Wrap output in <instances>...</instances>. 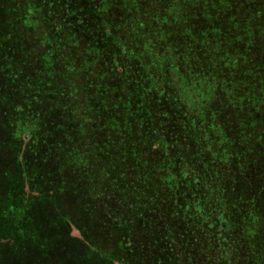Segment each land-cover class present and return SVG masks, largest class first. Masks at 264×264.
I'll list each match as a JSON object with an SVG mask.
<instances>
[{
  "label": "trees",
  "instance_id": "trees-1",
  "mask_svg": "<svg viewBox=\"0 0 264 264\" xmlns=\"http://www.w3.org/2000/svg\"><path fill=\"white\" fill-rule=\"evenodd\" d=\"M77 1L0 0V264H264L255 0Z\"/></svg>",
  "mask_w": 264,
  "mask_h": 264
},
{
  "label": "rangeland",
  "instance_id": "rangeland-1",
  "mask_svg": "<svg viewBox=\"0 0 264 264\" xmlns=\"http://www.w3.org/2000/svg\"><path fill=\"white\" fill-rule=\"evenodd\" d=\"M122 1L126 0H121ZM131 2H134L135 0H128ZM202 2H205L206 0H201ZM213 1L214 4L218 3L220 0H210ZM223 1V0H222ZM234 2V3H233ZM229 4L223 5L224 10H227L226 14V20L231 22L229 24V27H232V29L235 30L236 33L233 34L232 37H235L237 40H243L244 43H240V46L243 48V53H248L249 47H247L246 40H249L251 42V46L254 49L256 43H264V24H262L260 21L264 18V4L261 5V3L264 2V0H255L253 7L250 10L244 9L243 4H239V1H233ZM261 2V3H260ZM84 3L86 4L85 0H78L77 4ZM172 9H169V12L172 11L171 15L175 14V25L181 24L185 28H188V24L193 23L191 20H186V15H191L192 12L197 11L198 6L196 5V2L192 0H174ZM258 6V7H257ZM87 5L85 9L87 10ZM168 9V8H167ZM206 11L205 6H202L200 9V13H204ZM247 12V13H246ZM147 14L149 12H146ZM197 13V12H194ZM262 30L263 32H259L260 35L257 36L258 31ZM248 38H246V35H248ZM231 38H227L226 43L228 45H231L230 40ZM245 39V40H244ZM248 41V42H249ZM246 47V48H244ZM235 54V53H234ZM244 56V55H243ZM246 56V54H245ZM261 60H264L263 57H258ZM230 62V61H229ZM246 67L242 69V71H245ZM236 74V73H235ZM250 74L252 77L254 76V73L252 70H250ZM235 77H237L235 75ZM236 81V80H235ZM211 89L208 91L206 90L207 94H209ZM13 177V175H11ZM13 184L10 186L9 192L7 196L0 197V232H9L11 233L9 237H13ZM12 188V189H11ZM73 235H79L77 231H74Z\"/></svg>",
  "mask_w": 264,
  "mask_h": 264
},
{
  "label": "flooded vegetation",
  "instance_id": "flooded-vegetation-1",
  "mask_svg": "<svg viewBox=\"0 0 264 264\" xmlns=\"http://www.w3.org/2000/svg\"><path fill=\"white\" fill-rule=\"evenodd\" d=\"M254 241V240H253ZM249 255V254H248ZM248 259H250V257H248Z\"/></svg>",
  "mask_w": 264,
  "mask_h": 264
}]
</instances>
